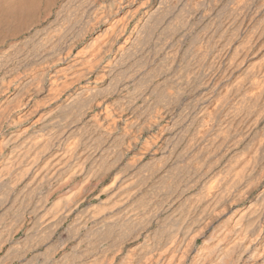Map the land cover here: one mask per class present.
Segmentation results:
<instances>
[{"label":"bare ground","instance_id":"1","mask_svg":"<svg viewBox=\"0 0 264 264\" xmlns=\"http://www.w3.org/2000/svg\"><path fill=\"white\" fill-rule=\"evenodd\" d=\"M56 1L0 0V45L37 27ZM77 2L75 37L50 41L43 55L36 50L39 57L24 56L17 43L0 52V204L21 199L10 221V212L0 216V253L7 260L30 258L27 264H39L38 256L44 264H264V0L259 10L253 0L234 1L209 37L191 43L185 63L169 53L154 63L150 83L163 80L153 83L152 110H130L126 103L123 109L112 98L121 90V65L162 24L163 2ZM63 70L71 81L60 77ZM197 87L203 90L191 99L193 110H174L177 98ZM108 104L123 122L111 116L101 133L89 127L98 135L94 146L104 142L99 138L110 143L111 159L87 169L91 157L79 153L77 138L68 135L57 148L56 140L70 119ZM16 126L21 130L13 131ZM167 167L176 176L164 172L158 179L157 169ZM127 168L135 172L119 178ZM78 176L83 184L49 202ZM109 177L112 183L104 185ZM87 180L95 183L86 186ZM190 189L196 191L187 194Z\"/></svg>","mask_w":264,"mask_h":264},{"label":"rangeland","instance_id":"2","mask_svg":"<svg viewBox=\"0 0 264 264\" xmlns=\"http://www.w3.org/2000/svg\"><path fill=\"white\" fill-rule=\"evenodd\" d=\"M77 1H75V0H72V1L71 0H57L56 3H55V6L53 8V11L56 12V13H54L52 11L51 13L53 15H51V13H50L51 16L49 15V16H47L48 18L47 17L43 18L42 19L43 21L40 22L37 27H34L32 30L29 29L30 31L29 30L28 31H25L26 33L23 32V33H20L18 35H10L7 38L6 42L3 43L2 45H0V50H1L0 52H2L3 49L4 50L7 49L8 46L17 43L16 45L18 47H21L22 49H25V55L24 56L27 55V57H30V58L31 57H35V56L39 57V54L40 53H38L36 50H38V51L40 50L39 52L42 53V54H40V56H41V55H43L45 53L44 50L45 49L47 50L49 48V46L51 45V43H52L53 46L55 44H58L59 45V44H63L65 41H67L71 37H75V33H76L77 29H78V24L76 23V15H75L76 6L78 5V2ZM81 1H83V0H81ZM159 1L160 0H158V3H161V1L163 2L162 4H163V6H165V7H163V12H164V9H166L168 11L166 13L167 15L164 14L166 12V10H165V12L162 14L161 21L159 22V24H161V23L162 24L157 26L159 29H156L155 30V32L151 35L150 40H148L140 49H138V51L136 52V54L132 55L131 57H129L130 59H128V60L125 61V63H124L125 65L124 64L121 65V68H120V73H121L120 79H122V80H119V82L121 83V86H120V89L121 90L119 92V95H115L112 98V101H113V99L121 100V101H119V102H122V103H120V106H123L125 103L128 104V105L129 104H132V106L129 105L130 106L129 107L130 110H132L134 107H135V109H133V110H152L150 104H152L153 101H154V99H155V97H154V95H153V93L151 91L152 90L153 83H159V82H161L163 80V76L162 77L159 76V77L155 78L154 82L150 83L149 77H148V74L147 73L153 67V64L154 63H157L167 53L175 55L176 56V59H177L176 60L177 62H179V63L180 62L185 63L187 61V59H188L187 57H188V54H189V52L191 50V49L189 50V48L192 47L191 43H194L195 44L196 42L198 43V41H200L199 40L200 38L202 40V39L207 38L206 36L209 37L212 34L213 30L216 29V26L215 25L218 24V21H220V18L222 19L226 15H230V13L232 12L233 8L236 7L237 1H240V0H191V1L190 0L189 1L188 0H165L168 4H171L168 7H167L168 4L164 0H161L160 2ZM168 1H172V2L169 3ZM234 1H236V3ZM173 3H175V4H173ZM164 4H166V5H164ZM183 4H185V5H183ZM191 5H193V6H191ZM260 5H261L260 0H253V6H254L253 8H254V10L255 9L256 10L261 9V6ZM187 6L189 8H191L192 10L191 9H188ZM170 7H172V8H170ZM184 7H185V9H184ZM206 9H208L207 10V14L205 13L206 12L205 11ZM59 12H60V14H59ZM46 19H47V21H46ZM190 21H191V23H189ZM209 22H213V24L212 25H208L209 26L208 27L207 24H209ZM47 23H48V26L50 25V28L47 27ZM175 25H177V26L175 27ZM204 25H206V26L204 27ZM59 26H61V27H59ZM203 27H204V29H202ZM57 28H60V29H57ZM35 29H36V34L38 32L37 29H39V30L42 29L43 31L40 30V34L38 33L37 35L34 34V33H31V32H35ZM48 29H51L52 31H56L57 32L56 34L58 36H61L62 38L61 37H60V39H58V37L56 38L57 35H55V33L52 34L50 32L51 30L47 31ZM164 29H165V31H164ZM171 30H173V31H171ZM23 34H25V35L23 36ZM40 35H42V36L44 35V37H41L42 38L41 39V38H39ZM169 36H171V37H169ZM13 38H14L15 41L12 40ZM16 38H18V39H16ZM38 38L40 39V44H39L40 46L38 45L39 42H36V41L39 40ZM46 38H48L47 41L49 40L48 42L46 41L47 43H45ZM190 40L191 41L194 40L195 42L194 41L191 42ZM29 41L31 43L33 42V44H31ZM42 41L44 42V44H43ZM50 41H51V43L49 45V42ZM24 42H25V44H24ZM41 42H42V44H41ZM34 45H36L37 47L34 46ZM33 46L36 47L37 49L33 48ZM230 48H232V46H230ZM36 53H38V54L36 55ZM143 63H145V64H143ZM176 63H175V65H176ZM179 63H177L176 66H178ZM59 67H60V69H63V68L65 69V65H62V66H59ZM58 68L56 70H59ZM209 68H210L209 66H206L204 69L208 70ZM131 70H133V71H131ZM209 71L210 70H208L207 73ZM200 72L201 73H199V75L200 74H203V71H200ZM64 74H65V71L63 70V71L60 72L59 75H60V77L63 78V80H68L69 79L71 81V78L70 77H66ZM122 75H124V77ZM201 76H203V75H201ZM66 78H68V79H66ZM143 78H145V79L143 80ZM147 81H149V82H147ZM139 82H141V84H138ZM147 84H148V86H147ZM137 85H138L139 88H141L140 86L143 85L142 88L143 87L144 88L143 89L141 88L135 94V90L137 88ZM59 87L61 88V86H59ZM59 87L58 88L56 87L54 89H59ZM62 89H63V87H62ZM169 90H170L169 92H171V93L174 92L173 89H169ZM195 90L196 91H194V90L191 91V93L194 94V95H192L190 93L191 94V96H190V95H188L189 94L188 93V94H185L183 96L182 95L179 96L177 98L176 102H175L174 110H177V111H180V110H193L192 108H194V106H192V105H194V104L191 101V99L194 100V103H195V99L200 96L199 93H201L203 89H202V87H197V88H195ZM52 92H54V90H52ZM52 94H54V93H52ZM65 98L66 97L63 96V100ZM132 100H134V102ZM108 103H110V102H108ZM108 105H110V106H108V108L106 110H105V107L104 106L103 107L97 106L96 109L93 110V111L92 110L91 111H87L86 110L87 113L85 115H83V116L81 115L82 117L79 116V115L75 116L77 118L79 116L78 119L80 121L77 120V118L74 119L75 117L73 119H70L68 121V123H67L68 126L66 125V129H65L64 133L63 134L61 133L62 134V135H60L61 137L58 136L59 137L58 138L59 140H56V148L58 146H61L62 143H64V141L67 140V138H70V136H71V139H76L77 138L76 140L78 141V143H79V141L81 142L79 144L80 146L78 148H80L79 149V153L80 154L84 152L82 154L83 157H84V155H86L84 157V159H87L89 157L92 158V160H91V158H89V159H87L85 161V163H84V166L86 165L85 168H87V169L90 168L92 166V164H99V163L101 164L104 161L105 162L109 161L108 160L109 158L107 159V157H110V159H111V155H110L111 153H107V150H108V152H110V150H109L110 149V147H109L110 146V143L107 142L104 138H99V144L102 141H104V142H102L100 144L101 146H99V145L98 146H96V145L94 146L95 139H98V135L95 134V132L91 131L92 129L89 128L91 125L94 124V125H96L97 127L100 128V133H101L102 131L105 130L104 128H107L108 122L111 120V116L116 119V121L118 122L119 125L122 124L123 120L119 119L116 116L117 115V111H114L113 110L114 108H113V106H111V104H108ZM128 105H126V106L124 105V107H122V108L123 109L126 108L128 110ZM111 111H113V112H111ZM110 112L112 113V115H108V114H110ZM108 116H110V117H108ZM25 127L27 128L29 126L25 125ZM20 128H21L20 126H16L12 130L13 131L14 130L15 131H19V130H21ZM85 128H87V131L88 132L85 131V133H84ZM28 131H30V129H28ZM91 134H93L94 136L91 135ZM68 135H70V136H68ZM78 138H79V140H78ZM182 147H183V145H181V149H183ZM10 148H9L10 150L8 149L6 151L7 152L6 153L7 155H9L11 153V150L13 149L12 147H10ZM0 150H1V147H0ZM104 154L106 156H104ZM107 154H109L110 156H107ZM94 159H97L98 161L95 160L94 162H91ZM100 159L102 160V162H101ZM99 160H100V162H99ZM87 161H89V162H87ZM180 165H183V162L180 163ZM129 168H131V167H129ZM129 168H127V170L121 172L119 174V178H121V179L123 178V180H126L127 178H130V176L135 172V170L133 168L132 169H129ZM166 169L168 171L169 170V167H167ZM166 169H159L160 171H158V169H157V172L158 173L155 172L156 173L155 175H157L158 179H160L159 177L162 178V176L164 178L165 177V175H164L165 173H166V175L167 174L171 175L172 173H174L175 171H177V170H175V171L169 170L170 173H168L166 171ZM180 169L181 168H179L178 170H180ZM161 171H163V173ZM177 173H178V171H177ZM124 174H125V176H124ZM174 175H175V173H174ZM112 180H113V178L112 177H109L104 182V185L111 184L112 183ZM66 183H65L66 185L63 184L61 186V188L57 189V192L56 193H54L53 195H51L49 197V202L55 201L62 194L63 195H66V193L67 194H70L73 190H75L76 187H78L79 185L83 184V180H82V177L81 176H78L75 179H72L70 181H66ZM86 183H87L86 186H89L90 187V186H92L95 183V181L94 180H87ZM84 184H85V182H84ZM39 189H38L39 192L37 190V192L35 194L36 197H34V200H33L34 203L36 202V200H38L48 190L47 186L41 187ZM88 190L90 191L89 188H88ZM195 191L196 190L190 189L189 191H187V194H189L191 192L194 193ZM109 196H110L109 193L106 194V195H103L102 200L103 201H107L109 199ZM16 200L13 201V200L10 199V201H12V202L6 201V202H3L2 204H0V216L2 214L6 213V212L7 213L10 212L9 215H8V217H9L8 218V221H10L11 218L13 217L12 211H14L15 209H18L21 206V204H20V202H21L20 200L21 199L19 201H18V199H16ZM88 200L90 202L92 201L91 203H93V204H98L99 203L98 200H95L92 197H89ZM13 202H14V204H13ZM87 206H88V203L86 202V203H84L82 205V208H85ZM7 207H8V209H7ZM27 218H28V220H31L32 219V216L31 215H29V216L27 215ZM6 223H9V222H6ZM2 225H3V227H2ZM2 225H0V231H2L4 229L5 223L2 224ZM153 226L155 227V225H153ZM22 236H23V232H20L18 234L17 238H21ZM64 237L66 238L67 237V234L64 233L63 238ZM5 249H6V247H5ZM29 259L30 258L24 259L25 261L24 260L21 261L20 259L19 260L15 259V261L14 260H7L4 257V253H2V252L0 253V264H3V263H5V264H19L21 262H22V264H27V261ZM35 260L38 261L39 264H44V262H45V259L42 256H40V257L38 256ZM45 264H48V263H45Z\"/></svg>","mask_w":264,"mask_h":264}]
</instances>
